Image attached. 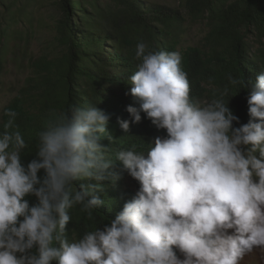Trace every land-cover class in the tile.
Instances as JSON below:
<instances>
[{
	"label": "clouds",
	"instance_id": "1",
	"mask_svg": "<svg viewBox=\"0 0 264 264\" xmlns=\"http://www.w3.org/2000/svg\"><path fill=\"white\" fill-rule=\"evenodd\" d=\"M135 59L125 95L138 107L128 105L130 119L116 122L128 133L143 113L165 130L146 151L133 145L113 160L110 115L98 103H74L46 121L25 163L32 149L17 113L5 110L0 264H241L264 249V71L254 81L227 78L248 89L249 119L241 124L223 99L227 86L211 101L190 96L179 52L139 42ZM125 172L138 182L135 196L102 228L69 239V210L92 220L105 203L103 182Z\"/></svg>",
	"mask_w": 264,
	"mask_h": 264
},
{
	"label": "trees",
	"instance_id": "2",
	"mask_svg": "<svg viewBox=\"0 0 264 264\" xmlns=\"http://www.w3.org/2000/svg\"><path fill=\"white\" fill-rule=\"evenodd\" d=\"M122 14V21L111 25L101 14L87 10L81 0H58L63 18L58 33L64 44L62 54L52 68L41 74L34 92L23 91L3 107L2 124L8 119L5 110L17 113L15 123L28 142L30 152L23 156L27 163L35 155L37 134L46 121L74 103L95 105L110 115L108 130L115 142L111 145V158L115 152L133 145L137 151H146L157 136V130L141 113V122L131 124L124 133L117 118L130 119L126 107L134 104L130 95L129 77L136 71L138 61L135 49L146 42L156 51L169 52L174 47V29L184 21V7L191 18L207 21L208 30L201 46H191L183 52L181 67L187 73L190 96L199 102L220 98L225 87V102L239 118L247 123L248 89L229 85L228 76L239 80H255L264 71V0H183L180 8L149 4L144 0H111ZM254 34L251 42L249 34ZM26 93L28 97H26ZM36 110V111H35ZM239 126V125H234ZM103 143L108 144L105 139ZM117 168L110 171L116 172ZM40 175V173H38ZM105 190L99 193L105 203L93 212L89 220L79 207L70 209L72 221L67 228L69 239L81 237L86 231L103 227L131 200L139 187L126 172L114 182L104 181ZM31 203L34 197L28 198Z\"/></svg>",
	"mask_w": 264,
	"mask_h": 264
},
{
	"label": "rangeland",
	"instance_id": "3",
	"mask_svg": "<svg viewBox=\"0 0 264 264\" xmlns=\"http://www.w3.org/2000/svg\"><path fill=\"white\" fill-rule=\"evenodd\" d=\"M57 1L0 0V117L3 107L14 96L37 90L41 74L47 72L51 61L53 68L63 52L64 44L58 33L63 13ZM81 1L87 10L101 14L111 25L123 19L119 6L111 0ZM144 1L177 8L183 5V0ZM182 11L184 21L172 28L174 47L169 51L179 52L181 57L187 48L201 46L208 30L204 18L194 20L184 7ZM248 39L256 41L251 33ZM241 264H264V249H254Z\"/></svg>",
	"mask_w": 264,
	"mask_h": 264
}]
</instances>
